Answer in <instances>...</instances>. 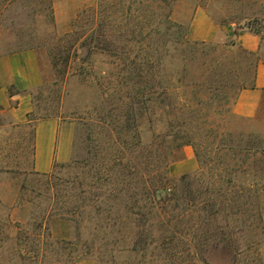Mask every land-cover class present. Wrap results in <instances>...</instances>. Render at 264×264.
<instances>
[{"label":"rangeland","instance_id":"374dc122","mask_svg":"<svg viewBox=\"0 0 264 264\" xmlns=\"http://www.w3.org/2000/svg\"><path fill=\"white\" fill-rule=\"evenodd\" d=\"M199 7L236 34L264 27V0H0V58L31 51L40 73L24 122L11 112L18 99L0 104V264H264V98L253 118L233 111L240 90L253 83L254 55L224 32L205 41L196 60L177 63L178 91L202 123L197 145L173 148L166 114L131 112L140 104L129 97L138 90L129 71L142 62L152 69L155 48L166 50L168 23L158 37L149 32L172 12L181 28L169 32L188 39ZM48 117L69 124L74 136L71 159L45 174L33 169V158L36 121ZM166 161L167 177H189L177 181L185 203L179 216L151 200ZM141 218L147 225L136 242ZM227 223L231 247L208 243L199 253L193 236L224 232Z\"/></svg>","mask_w":264,"mask_h":264},{"label":"trees","instance_id":"16d2710c","mask_svg":"<svg viewBox=\"0 0 264 264\" xmlns=\"http://www.w3.org/2000/svg\"><path fill=\"white\" fill-rule=\"evenodd\" d=\"M143 3V2H141ZM172 13V12H171ZM171 13L167 15L165 19H160L157 21L156 27L153 29L152 32H149V35H156L155 37H158L157 35H160L161 32L159 30V25L164 21L168 23L167 31L162 35L167 36L165 38L164 46L167 45L165 52L160 53L159 48H155V54L152 56V64H151V70L146 69L145 64L146 62H142L139 66L135 65V70H130L128 74V80L131 82H135L138 85V90H136L135 94H130L131 99H137L138 103L140 104L137 112L134 111V109L130 106L131 102H126L127 111L134 112V115H136L139 118H144L148 110L152 108L153 114H159L164 115L166 114L169 119V129L165 136L170 137L171 140L175 143L174 147H180L181 145L185 144H193L197 145V135L200 132V129H202V123L199 121V118L196 117L199 113L196 108H192L189 99L184 97L181 93H179V85L178 83L182 80L178 77L177 73V63L181 61L184 65H187L189 61H194L197 59V55L199 53L205 52L204 47L207 45L205 41H190L186 37V33H180V31L175 32L179 33L178 36H174L175 33H170L169 31L173 28H181V25L179 22L173 20L171 18ZM156 14H153L152 16L155 17ZM158 16V15H157ZM147 17V14L142 10H140V20L141 22L145 21ZM178 30V29H177ZM145 33V27L140 26V36L147 39V35H144ZM153 37V36H151ZM156 39H160L156 38ZM235 43H232L234 45ZM86 44L82 42L80 47L78 48L79 53L82 52L83 47ZM242 50L249 54L253 55L252 53L246 51L242 48ZM255 63L254 62V69H255ZM184 84V82H183ZM253 83L251 84V86ZM246 88V87H243ZM219 95V94H218ZM225 95H222L221 98H225ZM215 98V95L210 96V100H213ZM204 102L203 99L197 98V104H202ZM149 103V105H147ZM154 107V109H153ZM190 112L193 113V118L190 120H184L182 119L181 115H183L184 112ZM130 112V113H131ZM212 129L210 128L209 131ZM127 144V142H126ZM252 151V150H251ZM255 151H263V150H255ZM198 157L201 159L200 154L198 153ZM169 163L168 161L164 164V171L165 175L162 177H159L157 180H153L152 182V191H151V200L153 204L158 205L164 203L168 208H170L171 214L179 216L182 211L184 212L182 207L183 205L180 204L181 194H180V187L178 182H188L189 177L188 175H182L179 180L175 181L167 177L166 174L168 172ZM7 168H1V170H4ZM162 169V168H161ZM46 174V173H45ZM127 179V177H125ZM222 177H220L219 174H216L213 178V184H217L218 181H220ZM229 183L232 182V177L228 180ZM173 184L170 186V184ZM244 189L240 188L239 190H236V192L240 193ZM184 200V198H183ZM193 205L198 204L200 202L198 200V197L194 196L190 199ZM187 203V202H186ZM217 204L215 200H212V205ZM210 206V205H208ZM203 210V208H202ZM218 211L212 212L209 215H207L202 222L198 224L199 230H204L206 227H208L209 224L212 223V216L217 213ZM136 226L135 229L137 231L135 232L136 236H139L136 242L140 241V238L144 235V230L147 225V221L142 219H138V221L135 223ZM150 227V226H149ZM223 231H216L213 232H207L205 230L204 235L200 236L199 238H194L193 236L192 241L195 243V248L198 249L199 253L205 250L204 247L208 245V243L212 245H217L220 242L227 243V245H230L232 242L231 236L232 231L229 227V223L223 226V228H220V230ZM229 235L230 240L228 241L224 239L225 236ZM205 245V246H204ZM202 257V256H201Z\"/></svg>","mask_w":264,"mask_h":264},{"label":"crops","instance_id":"0c3cea01","mask_svg":"<svg viewBox=\"0 0 264 264\" xmlns=\"http://www.w3.org/2000/svg\"><path fill=\"white\" fill-rule=\"evenodd\" d=\"M224 32L233 37L236 46L255 57L253 85L241 89L233 104L236 115L253 118L264 98V27L257 30L248 26L236 34L232 27L224 28L218 25L205 8L199 7L194 13L187 35L192 41H214ZM39 75L37 60L31 51L0 58V104L8 106L10 101L18 99L11 109L16 122H24L32 110L30 89L36 84ZM10 86H16L24 93L11 94ZM73 136L71 126L64 124L59 118L37 120L33 169L36 172L48 173L56 163L70 160ZM59 150H63L64 154Z\"/></svg>","mask_w":264,"mask_h":264}]
</instances>
